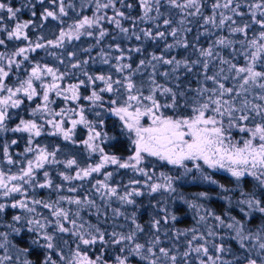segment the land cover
<instances>
[{"label": "snow or ice", "instance_id": "obj_1", "mask_svg": "<svg viewBox=\"0 0 264 264\" xmlns=\"http://www.w3.org/2000/svg\"><path fill=\"white\" fill-rule=\"evenodd\" d=\"M0 264H264V0H0Z\"/></svg>", "mask_w": 264, "mask_h": 264}, {"label": "trees", "instance_id": "obj_2", "mask_svg": "<svg viewBox=\"0 0 264 264\" xmlns=\"http://www.w3.org/2000/svg\"><path fill=\"white\" fill-rule=\"evenodd\" d=\"M28 18V14H24V19ZM132 43H137L133 41ZM58 104H60V101H57ZM91 118V117H90ZM105 131L109 132V135H114L118 134V130L113 127V122L111 119H109L106 122L105 126ZM84 137V130L83 129H78V136L77 139H81ZM51 139L55 143H61L57 138H48ZM122 143H116L115 146L111 145H105L106 151L110 152H115L117 155L121 156H127L129 154L130 150V145L128 144L126 139H123ZM17 150H22L23 148V142H21L20 145L16 146ZM66 150L69 151H74V152H80L83 154L82 149H74L71 148V146H67ZM96 157H93V160H95ZM160 170L163 171H173L171 169V166H165L160 168ZM205 171L213 176L215 180H217L220 184L225 185L226 187H233V180L232 178L224 172H212L209 169H205ZM130 173L125 172L124 170H121L120 175L116 178L117 180L119 179H124L127 180L129 177ZM194 177H196L194 179ZM199 192H207L209 196L211 197L209 200L204 201L200 200L199 203L204 204L206 207L216 211L217 213H222L227 209V205L225 201L219 199L218 197L220 196V189L216 185L209 184L201 179L198 178L196 173L190 174L188 177H186L183 181L178 183V194L183 195L184 197L188 198L189 200L195 199V196ZM39 195L43 198H47L48 193L44 190H41ZM153 202L155 198H152ZM141 206L139 208V219L142 223L147 225L148 221L154 215L155 213L153 212L151 206L149 205V198L148 197H141L140 198ZM169 208L177 215L178 219L175 222L174 225H167L164 226L165 228H172L173 230H185V229H190L194 225H196V219H195V213L193 209H191L188 204H185L181 200L175 201V203H169ZM233 214L239 216L240 213L236 210L233 209ZM9 214V218H10ZM211 223V222H210ZM203 230V229H202ZM163 239V237H162ZM185 238H181L180 242V247L183 249V240ZM166 243H172L171 240L166 241ZM233 246V248H236L237 245L235 244L234 241L230 242ZM35 259V258H34Z\"/></svg>", "mask_w": 264, "mask_h": 264}]
</instances>
